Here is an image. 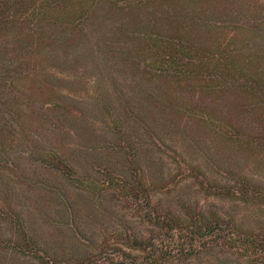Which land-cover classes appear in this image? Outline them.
<instances>
[{"label": "rangeland", "instance_id": "374dc122", "mask_svg": "<svg viewBox=\"0 0 264 264\" xmlns=\"http://www.w3.org/2000/svg\"><path fill=\"white\" fill-rule=\"evenodd\" d=\"M77 1L96 2L95 14L68 48L70 34L56 30L42 34L55 47L38 48L33 10L8 19L0 8V264H39L21 248L28 240L77 264L82 244L139 226L112 188L129 163L110 150L115 122L138 149L143 180L173 181L174 194H152L162 205L179 194L223 215L213 185L226 171L264 183V0L68 2ZM47 152L71 164L70 180L42 167ZM258 209L254 230L264 229Z\"/></svg>", "mask_w": 264, "mask_h": 264}, {"label": "trees", "instance_id": "16d2710c", "mask_svg": "<svg viewBox=\"0 0 264 264\" xmlns=\"http://www.w3.org/2000/svg\"><path fill=\"white\" fill-rule=\"evenodd\" d=\"M68 1L0 0V8L8 19H17L28 12L30 14L29 10H33L30 14V21L33 22L32 42L35 45L37 42L38 48L43 40L49 43L48 48L55 47V36L51 40L50 37L43 38L42 34L49 30V35L56 30V37L61 33H69L67 41L61 45L68 48L74 47L82 38L83 26L94 16L96 4L95 2L82 6L78 1L77 3ZM169 51L171 53L168 57L171 58H174L173 53L178 52L175 48ZM218 63L226 64V59L218 60ZM207 77H210L208 73ZM52 107L53 110L58 109L55 105H51L50 109ZM127 109L131 112L129 106ZM205 119L203 116L200 117L202 123H209L210 117L204 121ZM112 128L118 143H114L110 150L124 158V161H129L127 166L122 167L124 173L117 175L121 179H112L118 188H112L126 196V203L130 205L139 226H131L123 233H118L117 242L103 241L96 246L82 244L87 250L80 260L77 259V264H264V229L254 230L248 223L258 221V208L264 210V183L255 181L245 174L235 175L234 171H226L225 175H221L224 183L213 185L218 190L213 195L220 197L227 204L228 210L223 215L198 208L195 203L191 204L179 194L172 195L171 205H162L160 201L154 200L152 194L154 192L162 193L164 196L174 194L168 185L173 181L162 183L160 186H153L152 182L144 181L142 169L136 165L138 149H130L128 146L129 131L127 132L118 122H115ZM235 141L240 142V139ZM43 156L42 167L51 175L62 180L72 178L73 167L60 153L47 152ZM174 176L176 178L177 174ZM202 185L203 182L199 184V188L206 191L209 185L206 183L205 187ZM52 195L62 198L57 190ZM237 206H242L248 211L251 206L256 209H253L254 214L250 216L248 211L234 213ZM249 217H253L254 220H250ZM19 222L16 229L23 234L24 227ZM25 247L34 252L39 264H74V258L69 255L52 254L35 241L31 244L28 240L21 248Z\"/></svg>", "mask_w": 264, "mask_h": 264}]
</instances>
